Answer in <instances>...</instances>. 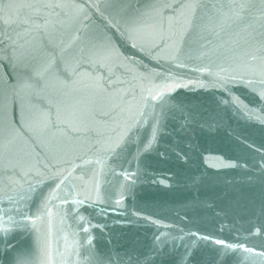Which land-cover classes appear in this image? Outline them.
Returning a JSON list of instances; mask_svg holds the SVG:
<instances>
[{"label": "water", "instance_id": "water-1", "mask_svg": "<svg viewBox=\"0 0 264 264\" xmlns=\"http://www.w3.org/2000/svg\"><path fill=\"white\" fill-rule=\"evenodd\" d=\"M231 3L0 0V264H264V16Z\"/></svg>", "mask_w": 264, "mask_h": 264}, {"label": "snow or ice", "instance_id": "snow-or-ice-1", "mask_svg": "<svg viewBox=\"0 0 264 264\" xmlns=\"http://www.w3.org/2000/svg\"><path fill=\"white\" fill-rule=\"evenodd\" d=\"M192 7H198V5H191ZM213 7L217 8L218 11L219 9H223L225 7L229 8V9H239L240 12H246L249 9H253V10H257L260 12L261 16H264V0H259V4H256L254 2H252V0H239V2H236V0H233V3L228 4V5H213ZM221 16L223 15L222 13L220 14ZM210 23L215 27L219 25V18H212L210 17ZM53 68V64L51 63H44L41 65L40 70L36 73L37 76H42L45 73H49ZM259 73L261 75V77H264V66H261L259 69ZM261 83H264V79H262L260 81ZM24 86L28 87V88H37L39 87L38 84H34L32 82H30V80H26L24 82ZM261 99H264V92H262L261 94ZM261 123H264V121H261ZM151 144H149L147 147H150ZM5 231H7V229H5ZM217 243H222L221 241H217ZM226 247H231L226 246Z\"/></svg>", "mask_w": 264, "mask_h": 264}]
</instances>
